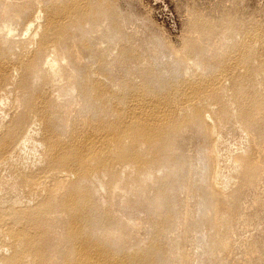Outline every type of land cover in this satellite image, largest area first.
Segmentation results:
<instances>
[{
    "label": "rangeland",
    "instance_id": "rangeland-1",
    "mask_svg": "<svg viewBox=\"0 0 264 264\" xmlns=\"http://www.w3.org/2000/svg\"><path fill=\"white\" fill-rule=\"evenodd\" d=\"M13 261L264 264V0H0Z\"/></svg>",
    "mask_w": 264,
    "mask_h": 264
},
{
    "label": "bare ground",
    "instance_id": "bare-ground-1",
    "mask_svg": "<svg viewBox=\"0 0 264 264\" xmlns=\"http://www.w3.org/2000/svg\"><path fill=\"white\" fill-rule=\"evenodd\" d=\"M18 124H19V123H18ZM37 126H38V125H37ZM34 129H35V128H34ZM36 131H37V130H36ZM32 132H33V130H32ZM32 132H31V133H32ZM35 135H37V133H36ZM35 137H37V136H35ZM30 139H32V140L34 141V136H30L25 142L27 143ZM9 141H10V140H9ZM36 141H37V140H36ZM37 142H38V141H37ZM26 143L23 144V148H25V149H26V147H27V146H26ZM29 143H30V142H29ZM39 143H40V142H39ZM35 144H36V145H35L34 147H35V149H37V152L40 154V151H41V149H42V147H43V145H42L43 143H42V144H37V143L35 142ZM31 145H32V144H31ZM28 146H29V145H28ZM23 148H22V149H23ZM28 148H29V147H28ZM32 148H33V147H32ZM25 149H24V150H25ZM35 149H34V150H35ZM44 150H46V149H44ZM7 151H8V150H7ZM42 151H43V150H42ZM65 152H66V151H65ZM36 154H37V153H36ZM17 156H18V155H17ZM15 157H16V156H15ZM65 157H67V156H64V158H65ZM14 230H15V229H14ZM22 235H23V234H22ZM15 258H16V257H15ZM16 260H17V259H16ZM10 261H12V260H10ZM98 262H99V261H98ZM12 263H13V264H16V262H14V261H13ZM12 263H11V264H12Z\"/></svg>",
    "mask_w": 264,
    "mask_h": 264
}]
</instances>
